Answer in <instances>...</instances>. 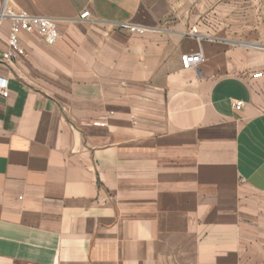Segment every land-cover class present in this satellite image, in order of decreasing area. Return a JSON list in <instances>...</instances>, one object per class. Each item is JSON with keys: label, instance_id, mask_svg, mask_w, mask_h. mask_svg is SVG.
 Returning a JSON list of instances; mask_svg holds the SVG:
<instances>
[{"label": "crops", "instance_id": "crops-1", "mask_svg": "<svg viewBox=\"0 0 264 264\" xmlns=\"http://www.w3.org/2000/svg\"><path fill=\"white\" fill-rule=\"evenodd\" d=\"M13 1L0 264H264V0Z\"/></svg>", "mask_w": 264, "mask_h": 264}, {"label": "built area", "instance_id": "built-area-1", "mask_svg": "<svg viewBox=\"0 0 264 264\" xmlns=\"http://www.w3.org/2000/svg\"><path fill=\"white\" fill-rule=\"evenodd\" d=\"M88 10H84L80 14V18L88 17ZM7 19L10 21V30L7 40V48L2 53V59L11 62L14 59L24 56L25 50L20 43V35L22 33H37L42 39L49 43H55L61 38V34L57 28L56 20L44 15H31L28 12L18 9L13 0H0V20ZM122 27L130 31L142 33L145 31L143 26L131 23H123ZM204 60L200 50L183 53L180 55L181 66L185 69L197 67ZM255 77H264V70L253 74ZM0 94L7 96V80L0 78ZM242 101L234 102V107L239 109Z\"/></svg>", "mask_w": 264, "mask_h": 264}]
</instances>
